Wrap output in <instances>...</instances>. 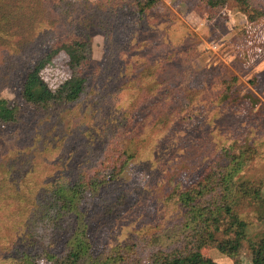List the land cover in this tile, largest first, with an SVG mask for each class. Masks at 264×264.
<instances>
[{
    "label": "trees",
    "instance_id": "trees-1",
    "mask_svg": "<svg viewBox=\"0 0 264 264\" xmlns=\"http://www.w3.org/2000/svg\"><path fill=\"white\" fill-rule=\"evenodd\" d=\"M228 1L200 0L198 5L212 10ZM154 4L155 0H148L138 15H144ZM68 7L62 0H0V41L11 53L30 54L37 49L33 37L36 26L63 21ZM124 12L120 1L96 10L90 6L79 9L71 29L55 36L27 68L18 99L9 104L0 98V127L23 122L27 111L35 120L25 132H30V138L17 145L20 152H27L37 139L51 150L60 151L69 143L71 147L73 132L80 134L77 143L92 142L118 126L124 133L110 140L74 179L58 177L46 200L36 194L40 184L22 185L16 176L10 177L0 194V230L9 225L18 227L19 246L6 252L0 264H44L45 258L49 264H219L203 257L202 250L209 248L241 264L238 257L244 235L255 222H264L262 181L241 176L248 163L260 156L261 146L245 144L241 148L232 144L221 147L195 181L168 193L164 199L168 215L158 225L140 230L132 242L93 249L82 206L117 181L134 156L133 149H148L183 112L179 105L168 109L169 99L176 93L173 88L164 91L160 84L150 85L164 62L157 61L150 69L142 68L141 62H126L117 68L110 63L97 74L88 73L92 54L89 29L101 32L108 57L122 28ZM61 53L67 58L68 75L51 89L42 73ZM118 93L126 100L118 117L107 112L105 122L99 121L104 117L100 114L105 108L103 96L114 98ZM159 97H163L162 102L156 100ZM195 106L189 101L183 118H190ZM146 107L148 111L134 121V113ZM61 113L67 116L62 118ZM82 135L88 140L82 141ZM31 159L20 161L21 168ZM7 166L0 167L1 172H7ZM24 200L27 206L24 212L19 211L17 204ZM0 240H8V236L0 234ZM251 264H264V241L253 247Z\"/></svg>",
    "mask_w": 264,
    "mask_h": 264
},
{
    "label": "rangeland",
    "instance_id": "rangeland-1",
    "mask_svg": "<svg viewBox=\"0 0 264 264\" xmlns=\"http://www.w3.org/2000/svg\"><path fill=\"white\" fill-rule=\"evenodd\" d=\"M62 1L69 6L67 16L47 27L36 26L33 37L37 49L31 48L30 54L11 53L0 41V98L9 104L18 99L27 68L55 36L71 29L79 9L90 6L96 10L111 1H120L125 5L126 16L108 57L101 32L89 29L92 54L88 73L97 74L110 63L117 68L126 62H141L142 68L150 69L151 64L164 62L150 85L160 84L164 91L173 88L176 93L169 99L168 109L183 107L182 114L171 121L148 149L132 150L134 156L115 183L82 206L93 249L102 244L132 242L140 230L158 225L168 215L164 210L168 193L195 181L223 146H261L260 156L248 163L241 176L261 180L264 196V0H229L223 7L212 10L198 5L200 0H155L142 16L138 10L148 0ZM66 62L61 53L43 71L42 78L51 89L67 77ZM103 99L105 108L100 114L104 117H99V121L105 122L107 112L117 118L126 104L124 96L118 93L114 98L103 96ZM156 100L162 102L163 97ZM191 100L196 105L194 113L188 119L183 118L184 106ZM147 111V107L137 110L134 121ZM25 116L21 123L0 127V167L8 163L7 172H1L0 168L1 195L10 177L16 176L22 185L40 184L36 194L46 200L58 177L74 179L110 140L124 135L118 126L92 142L77 143L80 134L73 132L71 147L69 143L60 151L51 150L37 139L27 152H20L17 145L30 138V132H25L35 122L30 111ZM66 116L61 113L60 117ZM132 123L127 126L129 130L135 122ZM81 139L88 140L85 135ZM25 157L32 159L22 169L20 161ZM25 200L17 204L19 211L24 212ZM1 231L8 240H0V261L6 252L19 246L20 233L18 227L10 225ZM262 241L264 222H255L244 235L239 262L251 264L253 247ZM202 255L219 264H234L214 248L202 250ZM44 264H49L46 258Z\"/></svg>",
    "mask_w": 264,
    "mask_h": 264
}]
</instances>
